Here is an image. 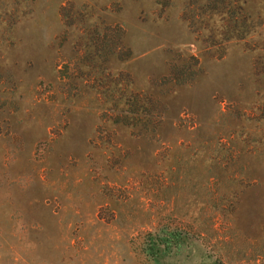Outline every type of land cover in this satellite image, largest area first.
Here are the masks:
<instances>
[{
  "label": "rangeland",
  "instance_id": "1",
  "mask_svg": "<svg viewBox=\"0 0 264 264\" xmlns=\"http://www.w3.org/2000/svg\"><path fill=\"white\" fill-rule=\"evenodd\" d=\"M0 264H264V0H0Z\"/></svg>",
  "mask_w": 264,
  "mask_h": 264
},
{
  "label": "trees",
  "instance_id": "2",
  "mask_svg": "<svg viewBox=\"0 0 264 264\" xmlns=\"http://www.w3.org/2000/svg\"><path fill=\"white\" fill-rule=\"evenodd\" d=\"M181 74L182 73H180V70L174 66L173 68H171L169 74L167 75V77L165 79H168L169 81H175V82L181 83V82H184L180 79ZM147 234L149 237L152 236V233H150V232ZM173 234H176V233L173 232ZM177 236H180V233H177ZM149 240H152V239L150 238Z\"/></svg>",
  "mask_w": 264,
  "mask_h": 264
}]
</instances>
